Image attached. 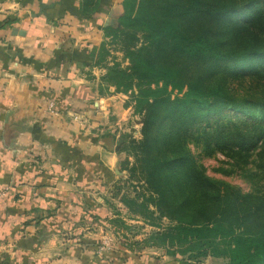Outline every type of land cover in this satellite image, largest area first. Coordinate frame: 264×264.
<instances>
[{
    "label": "trees",
    "instance_id": "1",
    "mask_svg": "<svg viewBox=\"0 0 264 264\" xmlns=\"http://www.w3.org/2000/svg\"><path fill=\"white\" fill-rule=\"evenodd\" d=\"M259 1L124 0L118 26L103 30L94 62L105 70L100 83L129 94L142 116L141 138L127 150L134 157L131 172L150 193L138 203L140 214L153 217L151 205L159 220L173 224L153 237L156 246L176 244L188 254L180 264H203L205 256L220 264H264L263 192L209 177L190 148L217 151L242 170L253 164L264 177ZM84 2L96 10L97 0ZM244 4L257 5L247 20L239 18ZM114 43L121 61L109 52ZM227 110L243 118H230Z\"/></svg>",
    "mask_w": 264,
    "mask_h": 264
},
{
    "label": "crops",
    "instance_id": "2",
    "mask_svg": "<svg viewBox=\"0 0 264 264\" xmlns=\"http://www.w3.org/2000/svg\"><path fill=\"white\" fill-rule=\"evenodd\" d=\"M84 1L0 0V264H100L112 251L100 245L112 216L97 213L124 179L118 126L132 115L94 62L124 0Z\"/></svg>",
    "mask_w": 264,
    "mask_h": 264
},
{
    "label": "rangeland",
    "instance_id": "3",
    "mask_svg": "<svg viewBox=\"0 0 264 264\" xmlns=\"http://www.w3.org/2000/svg\"><path fill=\"white\" fill-rule=\"evenodd\" d=\"M258 3L262 5V8L264 7V0H260ZM256 9L257 5L244 4L242 11L239 12V18L242 20L250 19ZM118 44H110L108 49L121 61L120 53L116 52ZM123 66H127V62H123ZM106 91L108 94L117 93L113 87L107 88ZM118 94L124 97L126 106L131 107L132 118L130 121H125L124 124L119 125L120 127L118 126V133L120 132L119 135L122 137L120 142L123 143L122 147L126 148L127 151L131 149L129 144L131 140L138 141L141 138L142 116L135 112L134 101L129 94L119 92ZM224 114L233 119L243 118L240 113L231 110H227ZM190 148L209 177L227 182L240 188L243 192L261 191L264 194V177L255 174L257 171L253 164L242 170L234 166V160L217 151L211 152L209 150L204 153L200 148L194 146H190ZM128 153V157L120 160V167L125 170L124 179H119L111 186L106 196L107 206L99 208L97 213L100 214V219H108L109 216H112V222L106 227L107 233L104 235L106 237L101 242L102 244L100 243V245L107 246L112 251L109 252L110 255L108 256L105 254L99 256L100 264H180L179 261L186 259L188 254L181 255L180 248L176 244L164 247L156 246L157 239L153 237V234H160L165 227L169 224L173 226V224L166 219L159 220L151 205H148V209L154 212L153 217L150 218L146 214H140L144 209L138 205L143 198H148L150 193L144 182L140 180L138 172H131L134 157L130 152ZM122 200L129 207H126ZM133 202L137 204L134 203V205ZM183 249L185 247H182L181 250ZM199 259L203 264L222 263L221 259L210 256L200 257Z\"/></svg>",
    "mask_w": 264,
    "mask_h": 264
}]
</instances>
